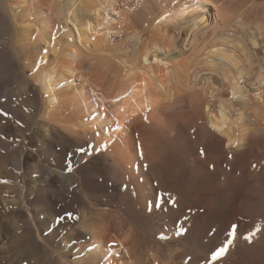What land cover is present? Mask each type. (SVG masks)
I'll return each mask as SVG.
<instances>
[{"label": "bare ground", "instance_id": "obj_1", "mask_svg": "<svg viewBox=\"0 0 264 264\" xmlns=\"http://www.w3.org/2000/svg\"><path fill=\"white\" fill-rule=\"evenodd\" d=\"M118 2L0 0V125L67 162L21 191L0 126V262L47 253L33 204L70 216L44 264H264V1ZM109 189L121 209L88 202Z\"/></svg>", "mask_w": 264, "mask_h": 264}, {"label": "rangeland", "instance_id": "obj_2", "mask_svg": "<svg viewBox=\"0 0 264 264\" xmlns=\"http://www.w3.org/2000/svg\"><path fill=\"white\" fill-rule=\"evenodd\" d=\"M235 1V0H234ZM237 1H243V0H237ZM246 2V0H244ZM264 0H257V2L254 3V6H252V8H250V11H257L258 8H260V4L263 3ZM250 2L252 3L253 0H247V3ZM257 7H256V6ZM206 6L207 7H210L212 10L214 9L213 5L211 3H206ZM118 9L115 13H113L112 15H114L115 17L118 15L119 12H125L127 9L126 8V5H125V2L124 0H119L118 2ZM120 9V10H119ZM125 9V10H124ZM211 19L212 21H214V15L213 13H209L208 17H207V20ZM204 75V74H203ZM17 87V85H15V88ZM94 102V104L97 105V102H96V99L93 98L92 100ZM8 102V101H7ZM7 109V110H6ZM170 112V111H169ZM10 115V109L8 107V104L4 107V111H3V119L4 121L1 123L0 126L2 127H6L4 130H5V134L7 133L8 135V138H9V143L11 144L10 145V148H9V151L11 152V150H14L15 148H18L20 149V145L22 144L23 148H22V155H23V159H22V173L19 174V178H20V184L22 185L21 187V191H26L27 190V185L25 183V181L23 179H25L27 182H30L31 180L35 181L36 179L38 180L41 176V173H42V170H41V166L42 165H45L47 166L46 164L48 165H52V166H55L59 171L61 170V172H66L67 171V168H66V159L64 157V154H62V150L60 151V149L57 147V150H55V152L49 156L48 154H46V145L45 146H41V144L39 143H34L33 140V136L34 134L32 133V131H23L24 129H26V127H24V123L23 121H21L20 119L18 118H15L14 116V120L11 118ZM5 116V117H4ZM6 122V123H5ZM14 123V124H12ZM23 123V124H22ZM22 124V125H21ZM8 125V126H7ZM12 130H10L11 128ZM24 127V128H23ZM9 128V129H8ZM22 129V131H20ZM19 131V132H18ZM17 134V137H15ZM12 137V138H10ZM25 139H24V138ZM21 141V142H20ZM21 143V144H20ZM42 143V142H41ZM35 144V145H34ZM44 144V143H43ZM40 145V146H39ZM28 147V148H26ZM42 150H41V148ZM12 148V149H11ZM59 149V150H58ZM45 152V153H44ZM64 152V151H63ZM28 153V154H27ZM29 154H32V157L31 159L28 161V164L26 163L27 162V156ZM61 154V155H59ZM47 155V156H46ZM26 156V157H25ZM49 156V157H48ZM48 157V158H47ZM26 159V160H25ZM35 159V161H33ZM44 161V162H43ZM42 162V163H41ZM46 162V164H44ZM53 162V163H52ZM38 163V165H37ZM41 163V164H39ZM37 165V166H36ZM50 165V166H51ZM40 167V168H38ZM54 167V168H55ZM78 166H76L75 168H77ZM55 168V169H56ZM5 171V172H4ZM2 172V174L4 176H6V174L8 176H6L4 178V176H2L0 174V178H2V180L0 179V185L4 186L5 183H9L12 179L10 175V171L9 170H4ZM8 171V172H7ZM39 171V172H38ZM6 173V174H5ZM25 174V175H24ZM64 174V173H63ZM66 174V173H65ZM36 176V177H35ZM24 177V178H23ZM4 179V180H3ZM9 180V181H6ZM23 180V181H22ZM3 181V182H2ZM8 183H7V186H8ZM6 185V184H5ZM25 185V186H24ZM6 187V186H4ZM25 189H24V188ZM62 188V187H61ZM24 189V190H23ZM63 189V188H62ZM26 193V192H25ZM109 195V196H108ZM107 196V197H106ZM115 196V197H114ZM35 198V196H33V199ZM90 200H88V202L90 201L91 203L93 202V204L97 205V206H101V204H105V206L103 208H105V210H117V209H121L122 205H119V204H122L121 202V199L117 196V195H113L112 191L109 189V192H106V194L104 193L103 195H97L96 198L94 197H91L89 198ZM93 199V200H91ZM96 199V200H95ZM98 200V201H97ZM112 200V201H111ZM96 201V202H95ZM109 202V203H108ZM112 203V204H111ZM86 203H81V205L78 207V214L75 216L76 218H80L83 216V214L80 212L82 207L85 205ZM99 204V205H98ZM108 204V205H107ZM108 207V208H107ZM112 207V208H111ZM117 207H120V208H117ZM111 208V209H109ZM36 208L34 207V205H25L24 206V212H26L27 215H29L32 219H33V224L34 226H38L39 228L36 227L37 231H39L38 233L40 234L38 237H39V242L40 243H46L44 244L46 249L45 250V256L44 258L38 262V264H44V262H48V260L50 259V257L48 256V250H51L53 249L54 247H58L57 249L60 250V252L64 253L65 255H72V253L70 252H67L69 251L70 249V246L67 244V241L65 240V242H62V239L63 237L65 238L66 236V233L70 227V224L69 223V219H70V216L68 217V213L67 212H62L61 214L59 215H55L54 213H51V214H46V212H42L40 209H38V211L35 210ZM36 211V212H35ZM68 214V215H67ZM36 215V216H35ZM52 215V216H51ZM79 215V216H78ZM39 217V218H38ZM38 219V220H37ZM35 221V222H34ZM40 222V223H39ZM56 222V223H55ZM62 222V223H61ZM41 225H39V224ZM64 227V228H63ZM65 229V230H64ZM41 231V232H40ZM44 232V233H43ZM138 235H141V241L142 243H145V240L147 239L149 241L150 237L148 235H143L144 233L141 232V231H136ZM165 234V232H161V233H156L154 234V236H151V239L153 238H157V240L155 239V241H159L160 239L162 240V238L164 237L163 234ZM44 234V235H43ZM159 234V235H158ZM43 235V236H42ZM161 235V236H160ZM163 235V236H162ZM146 236V237H145ZM156 236V237H155ZM159 236V237H158ZM143 237V238H142ZM148 237V238H147ZM162 237V238H161ZM160 238V239H158ZM145 239V240H143ZM49 240V241H48ZM146 240L147 244L149 243L148 241ZM160 240V241H161ZM144 241V242H143ZM50 246H47L48 244ZM228 242L230 243V240H228ZM65 243V244H63ZM63 244V245H62ZM62 245V248L61 246ZM145 245V244H143ZM49 247V248H47ZM53 247V248H51ZM51 248V249H50ZM55 248V250H56ZM82 254H80L79 257L77 258H82L81 256ZM46 257V258H45ZM41 262V263H40ZM0 264H17L16 261H12L9 263L7 261H5V263H1ZM22 264H29L28 262H23ZM36 264V263H35Z\"/></svg>", "mask_w": 264, "mask_h": 264}, {"label": "snow or ice", "instance_id": "obj_3", "mask_svg": "<svg viewBox=\"0 0 264 264\" xmlns=\"http://www.w3.org/2000/svg\"><path fill=\"white\" fill-rule=\"evenodd\" d=\"M147 59V58H145ZM159 62V61H158ZM99 134V133H97ZM80 151H84V149H80ZM226 252V248L225 247H220L218 251H216L214 254H213V259H216L222 255H224ZM190 259V258H189Z\"/></svg>", "mask_w": 264, "mask_h": 264}]
</instances>
